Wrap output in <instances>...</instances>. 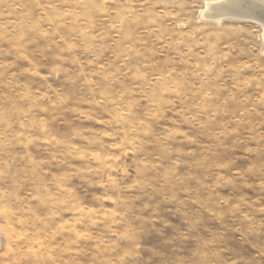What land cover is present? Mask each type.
Returning <instances> with one entry per match:
<instances>
[{
  "label": "rangeland",
  "instance_id": "rangeland-1",
  "mask_svg": "<svg viewBox=\"0 0 264 264\" xmlns=\"http://www.w3.org/2000/svg\"><path fill=\"white\" fill-rule=\"evenodd\" d=\"M207 1L0 0V264H264V27Z\"/></svg>",
  "mask_w": 264,
  "mask_h": 264
},
{
  "label": "bare ground",
  "instance_id": "bare-ground-1",
  "mask_svg": "<svg viewBox=\"0 0 264 264\" xmlns=\"http://www.w3.org/2000/svg\"><path fill=\"white\" fill-rule=\"evenodd\" d=\"M203 17L218 22L226 17L234 19H253L264 27V0L207 1Z\"/></svg>",
  "mask_w": 264,
  "mask_h": 264
}]
</instances>
